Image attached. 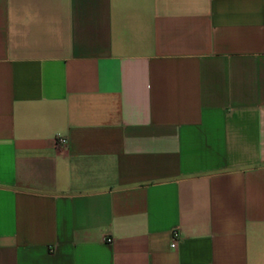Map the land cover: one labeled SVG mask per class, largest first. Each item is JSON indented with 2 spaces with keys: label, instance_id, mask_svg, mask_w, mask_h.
<instances>
[{
  "label": "crops",
  "instance_id": "crops-1",
  "mask_svg": "<svg viewBox=\"0 0 264 264\" xmlns=\"http://www.w3.org/2000/svg\"><path fill=\"white\" fill-rule=\"evenodd\" d=\"M0 264H264V0H0Z\"/></svg>",
  "mask_w": 264,
  "mask_h": 264
},
{
  "label": "built area",
  "instance_id": "built-area-1",
  "mask_svg": "<svg viewBox=\"0 0 264 264\" xmlns=\"http://www.w3.org/2000/svg\"><path fill=\"white\" fill-rule=\"evenodd\" d=\"M67 146H68V141L67 139L65 138H57L55 140V148L58 150V151H65L67 149ZM178 237H179V234L177 231H174L173 233V243H172V248H175L176 247V243H177V240H178Z\"/></svg>",
  "mask_w": 264,
  "mask_h": 264
}]
</instances>
